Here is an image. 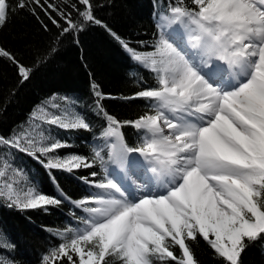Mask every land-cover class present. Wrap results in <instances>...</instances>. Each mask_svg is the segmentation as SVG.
Returning <instances> with one entry per match:
<instances>
[{
    "label": "snow or ice",
    "instance_id": "1",
    "mask_svg": "<svg viewBox=\"0 0 264 264\" xmlns=\"http://www.w3.org/2000/svg\"><path fill=\"white\" fill-rule=\"evenodd\" d=\"M63 4L0 0V29L22 11L47 31L43 13L61 36L104 27L156 83L142 82L124 97L149 102V112L134 120L106 110L103 101L115 97L93 84L94 113L104 122L107 151L57 155L71 145L46 136L42 124L66 131L94 127L67 104L51 105L61 115L42 105L43 120L34 112L26 127L0 134V200L6 206L47 212L68 201L84 214L76 217V226L54 233L59 243L43 264H202L192 247L198 239L220 264H245L246 250L264 241V0H167L155 14L151 43L122 39L96 15L94 0ZM0 58L16 66L22 83L30 80L33 67L4 46ZM127 127L140 136L135 146L125 142ZM16 153L47 170L87 169L80 179L96 191L72 200L63 190L57 197L34 185L25 189Z\"/></svg>",
    "mask_w": 264,
    "mask_h": 264
},
{
    "label": "trees",
    "instance_id": "2",
    "mask_svg": "<svg viewBox=\"0 0 264 264\" xmlns=\"http://www.w3.org/2000/svg\"><path fill=\"white\" fill-rule=\"evenodd\" d=\"M64 6L63 0H54ZM68 4L75 0H67ZM167 0H94L96 15L122 39H140L151 43L155 29V14ZM79 6V5H78ZM40 20L48 25L47 31L30 12H18L6 27L0 29V46L14 53L25 65L33 67L29 81L21 82L16 66L6 58H0V134H9L18 126L31 123V115L55 96L74 99L80 114H85L94 124L90 131L63 130L42 124L45 135L67 141L71 147L59 150L57 155L91 156L93 148L107 151L101 139L103 121L94 113L93 84L114 99L103 101L110 113L122 120H134L149 112L145 100H126L142 87V82L155 85L154 77L129 57L120 43L104 27L91 25L74 36H61L59 29L40 13ZM58 99V98H56ZM125 142L131 147L140 141L135 129L124 130ZM4 153L0 150V156ZM16 165L26 173L21 187L35 186L36 190L59 197L63 190L72 200L88 196L90 191L80 177L89 170L80 169L69 173L47 170L35 159L22 153L15 154ZM107 159V157H105ZM114 165L109 166L110 174ZM103 175V169H97ZM52 177L55 178V182ZM0 190L3 182L0 180ZM0 200V264L14 258L16 264H43L47 251L59 243L54 235L67 226H76V217L84 215L68 201L47 212L21 211L10 208ZM75 213V215H74ZM14 244V249L9 247ZM194 256L202 264H220L206 242L198 239L192 244ZM245 264H264V241H257L244 254ZM107 259V258H106ZM113 264H120L119 260Z\"/></svg>",
    "mask_w": 264,
    "mask_h": 264
},
{
    "label": "rangeland",
    "instance_id": "3",
    "mask_svg": "<svg viewBox=\"0 0 264 264\" xmlns=\"http://www.w3.org/2000/svg\"><path fill=\"white\" fill-rule=\"evenodd\" d=\"M56 98H58V99H56ZM65 98H67V100H65ZM53 103H57V104H59V105L61 106V109H63V108L65 107V105L67 104V105L70 106V111H72L73 113H79L78 110H77V108H76V104H77V102H76L74 99L70 98V97H67V96H62V97H60V96H55L53 99L49 100V101L45 104V105H47V108L45 109L47 112H49V113H55L56 115H61L62 113H61L60 110L51 108V105H52ZM41 106H42V105H41ZM41 106L35 111V113H36V115H37L38 117H40L41 120H43V114H42V112L40 111ZM79 114H80V113H79ZM114 167H115V165H114ZM111 175H112L113 177H115L117 180L120 179L118 173H113V174H111Z\"/></svg>",
    "mask_w": 264,
    "mask_h": 264
},
{
    "label": "bare ground",
    "instance_id": "4",
    "mask_svg": "<svg viewBox=\"0 0 264 264\" xmlns=\"http://www.w3.org/2000/svg\"><path fill=\"white\" fill-rule=\"evenodd\" d=\"M209 67H210V65H209Z\"/></svg>",
    "mask_w": 264,
    "mask_h": 264
}]
</instances>
